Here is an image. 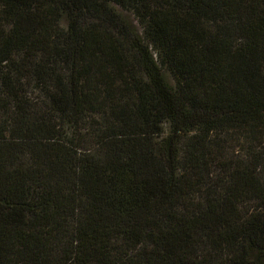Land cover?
<instances>
[{
  "label": "trees",
  "instance_id": "trees-1",
  "mask_svg": "<svg viewBox=\"0 0 264 264\" xmlns=\"http://www.w3.org/2000/svg\"><path fill=\"white\" fill-rule=\"evenodd\" d=\"M0 264H264V0H0Z\"/></svg>",
  "mask_w": 264,
  "mask_h": 264
}]
</instances>
